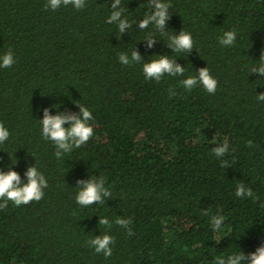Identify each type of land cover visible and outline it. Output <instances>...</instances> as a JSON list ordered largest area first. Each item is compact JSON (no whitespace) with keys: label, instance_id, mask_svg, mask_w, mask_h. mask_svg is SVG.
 <instances>
[{"label":"trees","instance_id":"16d2710c","mask_svg":"<svg viewBox=\"0 0 264 264\" xmlns=\"http://www.w3.org/2000/svg\"><path fill=\"white\" fill-rule=\"evenodd\" d=\"M111 2L51 10L47 0H0V55L15 59L0 68V123L10 133L0 171L11 167L26 182L36 166L48 182L39 202L0 209V264H215L255 252L264 243V102L256 98L264 76L250 69L264 52V0H165L164 33L137 27L148 0H121L132 25L123 34L106 23ZM181 30L192 36L189 54L167 46ZM225 31L236 33L233 46L219 43ZM150 35L157 41L148 49ZM133 49L143 60L121 64ZM156 55L176 60L184 75L146 79L143 64ZM204 67L215 93L184 89L181 80ZM77 104L91 111L93 136L57 159L42 137L43 109L79 113ZM225 142L228 153L216 157L212 149ZM91 176L106 178L112 197L82 207L77 181ZM241 183L258 199L237 197ZM213 215L225 218L218 231ZM100 217L131 219L134 235L114 223L106 229ZM101 234L113 237L108 258L87 244Z\"/></svg>","mask_w":264,"mask_h":264},{"label":"clouds","instance_id":"9594fccd","mask_svg":"<svg viewBox=\"0 0 264 264\" xmlns=\"http://www.w3.org/2000/svg\"><path fill=\"white\" fill-rule=\"evenodd\" d=\"M71 5L77 10L85 7V0H47L45 8L57 10L60 7H67ZM121 0H112L111 15L108 17L106 23H115L118 27L119 33H125L132 25L126 18H122L123 9L120 8ZM170 4L165 0H148V7L151 11L138 22L137 27L140 30L147 29L149 25H153L155 29L161 33L166 31L167 21L170 19L169 8ZM237 35L234 31H225L219 38V43L222 46H233ZM143 41H146L148 49L153 48L157 39L147 36ZM167 46L174 52H186L189 54L194 48L193 39L190 33L181 30L178 34L169 37ZM157 59H151L150 62L143 64V73L146 79L155 80L159 82L161 78L167 74L169 76H183L185 68L178 64L176 60L170 59L168 55H156ZM143 58L140 53L133 49L131 56L121 53L119 61L123 65H131L139 63ZM15 63L14 55L11 51L0 55V68H10ZM251 74H259L264 76V52L261 53L259 64L250 69ZM181 85L186 90H192L197 86H202L209 94H214L217 89V80L213 78L207 67L200 68L196 76H190L181 80ZM172 96L176 93L169 89ZM257 100L264 102V94H258ZM79 113L66 111L59 112L55 115L50 114L48 108L43 109V119L40 120L42 125V137L50 140L56 147L54 153L57 159H62L64 154L71 153L73 149H79L86 144L93 136V127L88 123L92 120L91 111L80 104ZM68 124L69 127H65ZM10 136L9 131L0 123V144L8 140ZM248 146L252 147V141H248ZM212 152L216 157H224L228 153V144L214 147ZM222 165L228 167V161L223 160ZM27 181L24 182L21 176L11 167L8 171H0V209L7 207L9 202L15 206L27 205L30 202H39L44 196V189L48 187V182L45 176L38 171L36 166H30L24 173ZM77 187L79 191L76 194V202L82 207L91 206L94 204H103L106 200L111 199L112 192L106 186V178L91 176L87 180H78ZM235 195L240 198H251L257 200L258 197L253 193L251 188L246 187L243 183L237 185ZM225 218L222 215H213L211 217V227L214 231L222 228ZM118 225L125 229L129 237L134 235L131 228L132 220L125 218H117L110 221L107 217H100L99 224L104 225L106 229H110L113 225ZM114 243L113 237L109 234H101L95 236L87 241L89 247L93 248L98 254H102L105 258L112 256V247ZM264 264V243L259 246L255 252L245 255L243 252L237 254L233 253L227 257H216L215 264Z\"/></svg>","mask_w":264,"mask_h":264}]
</instances>
